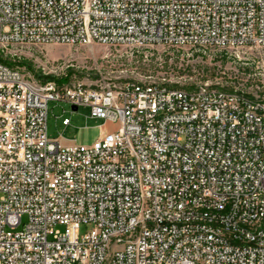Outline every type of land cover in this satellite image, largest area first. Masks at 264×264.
<instances>
[{
	"label": "built area",
	"instance_id": "2783aa9c",
	"mask_svg": "<svg viewBox=\"0 0 264 264\" xmlns=\"http://www.w3.org/2000/svg\"><path fill=\"white\" fill-rule=\"evenodd\" d=\"M93 42L237 55L264 47V0H0V57ZM4 58L0 264H264V101L152 75L60 85ZM55 101L119 125L64 143Z\"/></svg>",
	"mask_w": 264,
	"mask_h": 264
},
{
	"label": "rangeland",
	"instance_id": "374dc122",
	"mask_svg": "<svg viewBox=\"0 0 264 264\" xmlns=\"http://www.w3.org/2000/svg\"><path fill=\"white\" fill-rule=\"evenodd\" d=\"M9 58L4 60L19 66L31 79H50L60 85L84 83L97 87L116 81L115 75H121L122 79L152 75L172 82L178 80L187 86L209 82L238 88L264 101V47L259 46L244 47L236 55L234 51L218 47L154 45L137 49L124 45L107 47L95 42L47 43L24 49L15 60ZM64 117L71 118L70 124H62ZM118 125V122L90 117L86 106L72 110L68 102H50L49 136L61 134L64 143H91L103 130L111 131ZM88 227L82 224L80 232Z\"/></svg>",
	"mask_w": 264,
	"mask_h": 264
},
{
	"label": "water",
	"instance_id": "95a60500",
	"mask_svg": "<svg viewBox=\"0 0 264 264\" xmlns=\"http://www.w3.org/2000/svg\"><path fill=\"white\" fill-rule=\"evenodd\" d=\"M71 107H72V109H74V110H77V108H78V107L75 106V105H72Z\"/></svg>",
	"mask_w": 264,
	"mask_h": 264
},
{
	"label": "crops",
	"instance_id": "0c3cea01",
	"mask_svg": "<svg viewBox=\"0 0 264 264\" xmlns=\"http://www.w3.org/2000/svg\"><path fill=\"white\" fill-rule=\"evenodd\" d=\"M71 119V118H70ZM104 131V130H103Z\"/></svg>",
	"mask_w": 264,
	"mask_h": 264
},
{
	"label": "trees",
	"instance_id": "16d2710c",
	"mask_svg": "<svg viewBox=\"0 0 264 264\" xmlns=\"http://www.w3.org/2000/svg\"><path fill=\"white\" fill-rule=\"evenodd\" d=\"M0 60H2V59H0Z\"/></svg>",
	"mask_w": 264,
	"mask_h": 264
}]
</instances>
